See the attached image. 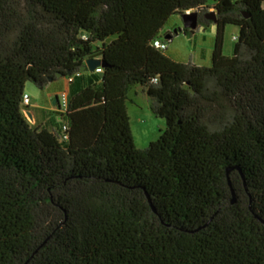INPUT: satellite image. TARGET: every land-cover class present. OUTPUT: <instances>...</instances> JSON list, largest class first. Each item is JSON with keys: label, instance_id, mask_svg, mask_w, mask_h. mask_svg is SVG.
<instances>
[{"label": "trees", "instance_id": "16d2710c", "mask_svg": "<svg viewBox=\"0 0 264 264\" xmlns=\"http://www.w3.org/2000/svg\"><path fill=\"white\" fill-rule=\"evenodd\" d=\"M212 2L0 0V264H264V0ZM188 10L216 18L207 65L160 37ZM28 82L65 108L30 123Z\"/></svg>", "mask_w": 264, "mask_h": 264}, {"label": "rangeland", "instance_id": "374dc122", "mask_svg": "<svg viewBox=\"0 0 264 264\" xmlns=\"http://www.w3.org/2000/svg\"><path fill=\"white\" fill-rule=\"evenodd\" d=\"M206 1L208 6H210L212 0ZM209 12L211 11L209 10ZM183 28L181 15H174L162 29L160 37L168 41V47L174 51L182 61L197 65H207L215 34V24L209 23L202 27L200 26L196 30H193V34H184L182 31H177L176 34H174V30H182ZM235 32L236 28L234 26H225L222 50L225 56H230L232 54ZM168 33L172 34V38L166 40L165 38ZM24 92L30 98V107L23 108V112L30 123H34V118L28 116L26 113H31L35 117V121H39L32 107H39V105L43 107L40 111L41 118H47L52 115L48 110V107L52 106V101L49 102L46 99L47 91L45 88H39L36 84L28 82L25 85ZM57 98H60V94L57 95ZM135 102L136 105L127 104L126 108L130 132L134 146L137 149H144L148 143L155 140L160 131L164 129V121L152 115L149 109L148 99L142 95L139 90Z\"/></svg>", "mask_w": 264, "mask_h": 264}, {"label": "water", "instance_id": "95a60500", "mask_svg": "<svg viewBox=\"0 0 264 264\" xmlns=\"http://www.w3.org/2000/svg\"><path fill=\"white\" fill-rule=\"evenodd\" d=\"M207 20H211L214 23H216V18L213 13H208L204 16ZM182 22H183V27L189 30H196L198 27V14L197 13H191L190 15H182L181 16ZM166 37L165 39H167ZM100 66L99 60H94V59H88L85 61V64L81 67V71H84L87 69L89 72L95 71L97 67ZM56 99L52 101V104H55ZM28 116L31 117L30 113H26ZM236 201L233 190H231V204H234Z\"/></svg>", "mask_w": 264, "mask_h": 264}, {"label": "built area", "instance_id": "2783aa9c", "mask_svg": "<svg viewBox=\"0 0 264 264\" xmlns=\"http://www.w3.org/2000/svg\"><path fill=\"white\" fill-rule=\"evenodd\" d=\"M194 11H185L184 12V15H190L191 13H193ZM154 46L155 47H159V48H161V49H165V44H162L161 42H159V41H155L154 42ZM22 103L24 104V105H29L30 104V98H29V96L27 95V94H24L23 96H22ZM59 105L61 106V108H65V106H66V92H63V93H61L60 94V98H59Z\"/></svg>", "mask_w": 264, "mask_h": 264}, {"label": "crops", "instance_id": "0c3cea01", "mask_svg": "<svg viewBox=\"0 0 264 264\" xmlns=\"http://www.w3.org/2000/svg\"><path fill=\"white\" fill-rule=\"evenodd\" d=\"M67 83H68V81L66 80V79H63L62 80V88L64 89V90H66L67 89ZM58 95V93H47V100L50 102V101H53L55 98H56V96ZM51 105H53L52 104V102H51ZM42 108L43 107H40V105H39V107H32V109H34V111H35V114L38 116L37 117V120H39V121H37V122H42V118H41V116H40V111L42 110ZM48 110H49V112H51V111H53L54 109H52V107L50 106V107H48ZM30 115L34 118V122H35V117L30 113ZM59 120V119H58Z\"/></svg>", "mask_w": 264, "mask_h": 264}, {"label": "flooded vegetation", "instance_id": "af4514ba", "mask_svg": "<svg viewBox=\"0 0 264 264\" xmlns=\"http://www.w3.org/2000/svg\"><path fill=\"white\" fill-rule=\"evenodd\" d=\"M212 4H213V2L210 4V6H211V9H212Z\"/></svg>", "mask_w": 264, "mask_h": 264}, {"label": "bare ground", "instance_id": "6f19581e", "mask_svg": "<svg viewBox=\"0 0 264 264\" xmlns=\"http://www.w3.org/2000/svg\"><path fill=\"white\" fill-rule=\"evenodd\" d=\"M32 119V118H31Z\"/></svg>", "mask_w": 264, "mask_h": 264}]
</instances>
